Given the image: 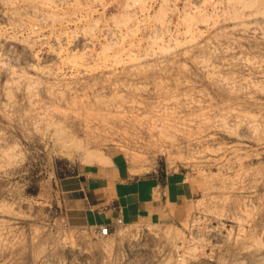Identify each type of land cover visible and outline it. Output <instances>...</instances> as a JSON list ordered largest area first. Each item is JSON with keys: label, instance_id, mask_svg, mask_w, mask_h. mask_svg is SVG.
Here are the masks:
<instances>
[{"label": "rangeland", "instance_id": "1", "mask_svg": "<svg viewBox=\"0 0 264 264\" xmlns=\"http://www.w3.org/2000/svg\"><path fill=\"white\" fill-rule=\"evenodd\" d=\"M98 167L165 206L100 237ZM0 264H264V0H0Z\"/></svg>", "mask_w": 264, "mask_h": 264}, {"label": "crops", "instance_id": "2", "mask_svg": "<svg viewBox=\"0 0 264 264\" xmlns=\"http://www.w3.org/2000/svg\"><path fill=\"white\" fill-rule=\"evenodd\" d=\"M82 176L83 199L88 209L97 212L99 226L112 225L117 219L131 223L142 214H148L165 206V191L162 183L156 178L121 179L119 171L114 168H95L88 172L76 173L73 177ZM120 177V178H119ZM161 187V188H160ZM160 196L161 204L157 201ZM181 195H177V197Z\"/></svg>", "mask_w": 264, "mask_h": 264}, {"label": "built area", "instance_id": "3", "mask_svg": "<svg viewBox=\"0 0 264 264\" xmlns=\"http://www.w3.org/2000/svg\"><path fill=\"white\" fill-rule=\"evenodd\" d=\"M88 1H94V0H88ZM107 8L108 7L102 9V6L99 3H97V9L99 13L102 14L101 20L103 19L101 25H99L100 32L98 33V36L101 37L102 41L115 40V35L118 34V29H116L114 25H108L103 23L104 19L107 17V12H108L106 11ZM122 223L123 222L121 221V219H117L112 225L99 226L96 229V233L100 237H106L110 235L111 227H113L114 225H120Z\"/></svg>", "mask_w": 264, "mask_h": 264}, {"label": "bare ground", "instance_id": "4", "mask_svg": "<svg viewBox=\"0 0 264 264\" xmlns=\"http://www.w3.org/2000/svg\"><path fill=\"white\" fill-rule=\"evenodd\" d=\"M12 17V16H11ZM7 18H9V17H7Z\"/></svg>", "mask_w": 264, "mask_h": 264}]
</instances>
